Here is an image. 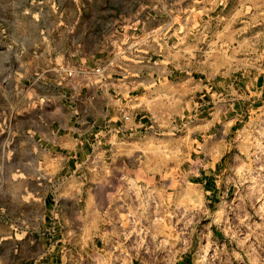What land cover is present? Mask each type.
<instances>
[{"label":"rangeland","instance_id":"374dc122","mask_svg":"<svg viewBox=\"0 0 264 264\" xmlns=\"http://www.w3.org/2000/svg\"><path fill=\"white\" fill-rule=\"evenodd\" d=\"M147 34L156 58L167 61L170 40L172 65L221 92L230 84V112L199 120L195 80L165 85L144 114L166 133L109 152L75 183L70 153L45 161L28 132L53 113L36 93L55 91L45 81L58 55L119 58ZM48 195L57 215L40 226ZM45 254L58 264H264V0H0V264Z\"/></svg>","mask_w":264,"mask_h":264},{"label":"crops","instance_id":"0c3cea01","mask_svg":"<svg viewBox=\"0 0 264 264\" xmlns=\"http://www.w3.org/2000/svg\"><path fill=\"white\" fill-rule=\"evenodd\" d=\"M148 38L149 34L143 41L134 38L130 50L119 58L82 57L76 62L75 54L68 53L67 56L58 55L52 61L55 67L51 79L45 84L55 91L51 96L44 93L36 95L42 99V108L51 109L53 113L40 120L35 117L41 113L37 106L32 110L35 121L28 132L32 134L33 131L36 146L45 161L52 163L70 153L65 167L73 169L75 183L83 181L85 184L88 178L86 169L92 177L91 169L99 164L104 166L109 152L127 149L132 144L145 148L147 141L166 133V127L158 129L155 123L150 125L148 115L144 114L149 108L155 112L156 95L162 93L165 85H183L195 80V90L200 99L195 105L199 120H205L204 115L211 116L217 124L223 115L230 112V84L227 87L222 85L221 92L217 83L192 77L188 67L172 65V62L177 63V51H172L170 40H164L163 44L169 48L163 51L167 54L164 56L167 61L156 58V54L160 55L162 51L156 53L152 50ZM77 67L85 72L70 76L69 71ZM163 100L166 103V99ZM162 107L163 113L167 114L166 105ZM80 168H84L82 175H78ZM79 190L81 188H78V194ZM53 201L55 199L48 195V212L41 219L40 226L48 225L57 215ZM24 243L20 242V247ZM17 264H58V257L47 254L30 256Z\"/></svg>","mask_w":264,"mask_h":264},{"label":"bare ground","instance_id":"6f19581e","mask_svg":"<svg viewBox=\"0 0 264 264\" xmlns=\"http://www.w3.org/2000/svg\"><path fill=\"white\" fill-rule=\"evenodd\" d=\"M98 262H99V264H103V262H104L103 257H100V258L98 259Z\"/></svg>","mask_w":264,"mask_h":264}]
</instances>
